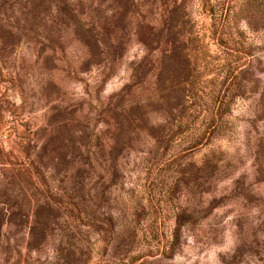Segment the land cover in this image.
Returning <instances> with one entry per match:
<instances>
[{"label":"rangeland","instance_id":"1","mask_svg":"<svg viewBox=\"0 0 264 264\" xmlns=\"http://www.w3.org/2000/svg\"><path fill=\"white\" fill-rule=\"evenodd\" d=\"M0 264H264V0H0Z\"/></svg>","mask_w":264,"mask_h":264}]
</instances>
